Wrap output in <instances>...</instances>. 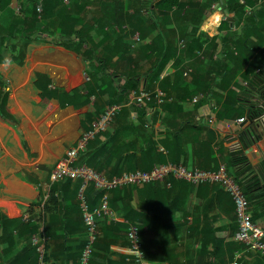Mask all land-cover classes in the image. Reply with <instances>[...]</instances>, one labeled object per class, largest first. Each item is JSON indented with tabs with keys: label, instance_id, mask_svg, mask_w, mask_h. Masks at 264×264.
I'll return each instance as SVG.
<instances>
[{
	"label": "trees",
	"instance_id": "16d2710c",
	"mask_svg": "<svg viewBox=\"0 0 264 264\" xmlns=\"http://www.w3.org/2000/svg\"><path fill=\"white\" fill-rule=\"evenodd\" d=\"M39 1L32 0L30 9L26 11L21 9L14 14L10 26H0V53L2 48L13 40L16 42L11 49L19 50L23 56L26 53V46L30 43H51L79 56L84 62L91 61L90 80L83 85L87 90L86 96L82 95V90L49 88L52 82L50 79L40 80L38 84L45 102L54 97L60 101L64 110H68L73 104L84 110L85 115L81 123L85 131L80 134L77 143L93 129L92 122L98 119L108 106L125 105L129 93L131 95L140 91L138 83L143 74L132 70L129 65L133 48L132 44L126 42L129 36L122 28L123 12H129L130 9L135 12L136 24L132 28L140 32L142 39L145 33L157 31L159 37L164 40V54L156 60L152 74H147L150 80H156L176 55V51L171 50L169 34L163 30L172 28L174 24H178V28L181 25L192 24L195 32L201 27L213 31L204 21L213 12L212 6L219 3V0H157L153 5L149 0H134L133 3L130 1V4L125 5L126 0H117L112 11L108 8L105 10L107 14L113 13V21L108 22V19L106 21L111 28L118 26L121 34L113 46H107L108 38L105 34L99 43L94 44L88 22L77 12V8L82 10L85 7L81 5L83 0H72L75 4L73 7L66 5V0H42V13L37 10ZM108 3H105L106 7ZM258 4L259 8L255 10ZM218 5L222 7L226 18L217 29V38H212L217 39V85L227 90L234 82L233 85L239 89V92L228 90L226 103L222 104L228 112L221 119L235 122L238 118H246L249 123L248 127L237 132L238 134L227 136L230 155L225 166L228 174L246 196L251 219L256 222L264 217V161L258 171L255 170L244 152V147L251 144L263 147L259 144L262 136L256 131L258 127L264 125V0H226ZM148 6H151L150 9ZM231 18L234 23L230 21ZM181 20L182 23L179 24ZM161 29L162 32L159 31ZM49 37L55 40L52 41ZM194 41L198 43L199 40ZM90 42L93 44L87 49ZM92 63H95L94 67H91ZM238 78L242 82H238ZM123 79L126 80L122 84ZM210 91L213 92L212 89ZM220 96L217 92L219 104L222 103ZM91 97L95 98L93 104L90 103ZM150 103H152L150 106L155 104L154 101ZM148 107H124L105 132H100L88 141L79 152L75 165L86 166L105 174L108 178L119 177L126 172H150L155 166L168 163L184 165L178 153L179 143L193 139L194 133L200 134L201 130L190 125H182L174 129L171 139L160 142L155 131L147 128ZM132 109L138 112L137 119L132 118ZM0 110L3 115L7 110L4 97L1 98ZM130 133L133 139L129 141ZM161 145L165 149L164 152L159 151ZM212 155L215 157L217 154L213 151ZM214 157L212 159L215 165L209 171H216L221 165L220 160ZM186 167L204 170L202 165ZM81 185V180L68 179L51 186L50 198L46 203L49 222L45 227L38 224V218L33 214L35 206L31 208V215L27 221L9 220L2 216L0 264H39V253L31 242L36 234L42 237L47 235L49 238L45 242L46 264H50L51 259L58 256L63 258L64 264H81L83 253L89 243L88 227L85 223L83 226L80 225L77 230L80 233L79 237L72 243L69 239L70 225L66 219L68 211L71 210L76 219L80 216L84 222L78 199ZM222 189L220 184L194 186L170 177L143 187L121 186L111 190L109 208L118 215V220L110 222L109 216L102 214L96 217L98 235L92 245L89 264H135L132 256L131 258L124 256L119 262L111 259L113 245L131 247L129 239L131 226L139 229L141 240L147 234L152 235L144 246L148 261L152 264L163 261L172 264L171 256L179 251L178 247L169 248L166 234L171 229L181 230L183 225H189L185 231L198 237L200 242L195 264H227L232 261L238 245L227 241L226 234L235 230L238 217L233 198ZM68 191H73L75 198L68 197ZM85 195L90 208H96L102 197V193L92 184L86 189ZM143 195H147L149 200L145 207H140L134 200L135 196ZM192 196L195 199L189 211ZM217 208L227 216L228 229L217 228ZM181 211L185 212L184 224L176 216ZM187 216L192 217L191 223ZM58 223L63 226L62 232L55 228ZM4 244L7 247L2 248ZM154 245L162 249V258H149L151 254L153 255ZM96 259L98 261H95ZM262 261L264 264V259Z\"/></svg>",
	"mask_w": 264,
	"mask_h": 264
},
{
	"label": "crops",
	"instance_id": "0c3cea01",
	"mask_svg": "<svg viewBox=\"0 0 264 264\" xmlns=\"http://www.w3.org/2000/svg\"><path fill=\"white\" fill-rule=\"evenodd\" d=\"M31 1L0 0V6H2L0 7V26H10L14 14L20 12L21 9L24 11L30 9ZM107 1L109 2V0H83L81 5L85 7L82 10L77 8V12L88 21L91 28L90 36L94 44L99 43L105 34L108 38L107 46H113L121 32L118 26L111 28L109 21L100 22L104 19L100 7ZM130 1L134 0H126L124 4H130ZM149 1L153 2V5L157 2V0ZM42 2V0L39 1L41 5L39 13L43 11ZM65 3L69 7L75 5L72 0H66ZM259 4L255 10L259 8ZM134 13L130 9L129 12H123L122 16L124 19L122 28L129 36L126 42L132 44L133 48L130 68L143 74L138 83L139 90H160L164 92L166 100L160 105L156 102L154 106H150L152 103L145 105L149 106L147 108L149 121L147 128L155 131L160 142L171 139L174 129L182 125L198 128L201 130L200 135L194 133L192 142L187 140L186 143H179L178 153L181 156V162L189 167L202 165L204 170L209 171L215 165L212 159L213 151H215L217 155L214 158H218L221 165H226L230 155V147L226 142L227 136L238 134L243 128L248 127L249 123L247 120L239 123L240 118L235 122L221 119L228 112L222 105L226 103L228 90L239 92V89L233 85L234 82L227 90L217 85V39L212 40V38H217V29L209 31L201 27L195 32L192 24L181 25V34L177 27L178 24L164 29L163 32L169 34L171 50L176 51V55L159 78L150 80L147 74H152L156 60L164 54V40L159 37L157 31L150 34L145 33L142 39L140 32L132 28L136 24ZM50 39L55 40V38ZM197 39L198 43L203 44L199 45L197 41H194ZM15 42L13 40L7 43L0 53V106L1 98L4 97L7 107L4 115L0 110V220L3 216L9 220L24 219L27 221L31 215V208L35 206L33 214L38 218V224L45 227L49 222L46 203L50 198L51 186L57 183L50 180L51 173L59 160L78 144L80 134L85 131L81 123L85 114L84 110L78 109V105L75 104L68 110L66 109L67 111L64 110L60 101L54 97L45 102L38 84L40 80L50 79L52 82L49 88L82 90V95L86 96L87 90L83 88V85L84 82L90 80L91 61L84 62L79 56L51 43H30L26 46V53L23 56L19 50L11 49ZM92 44L90 42L86 48L89 49ZM5 59L10 63L5 65ZM94 66L95 63H92L91 67ZM119 68L125 74L122 68ZM125 80L123 79L122 84ZM237 81L242 82L240 78ZM217 92L221 95V104L217 103ZM90 100L91 104L95 102L94 97ZM234 103L236 105L235 101ZM132 118L137 119L133 115ZM96 120L92 122V125ZM256 132L261 134L259 144L264 147V125L258 127ZM130 135L129 141L133 139L131 133ZM263 147L258 144L244 147L245 154L257 171L264 161ZM159 151H165L162 145ZM222 190L225 191L224 188ZM67 193L68 197H74L73 191ZM194 199L193 196L190 199L189 211L192 209ZM147 200H149L147 195L135 196L134 203L145 207ZM68 213L66 219L70 225L69 239L70 242L75 243L80 234L77 230L80 225H84V222L80 216L76 219L71 210ZM176 216L184 224L185 212H178ZM117 218L118 215L113 213L109 220L114 222L118 220ZM187 218L191 223L192 217L187 216ZM255 223L264 229V217ZM228 225L227 216L217 208V228L228 229ZM187 227L189 225H183L181 230L171 229L166 234L168 244H170L169 248L178 247L179 251L171 256L172 264H195L198 259L197 250L200 248V242L198 237L185 231ZM55 228L62 232L63 226L58 223ZM238 228L237 221L235 230L226 234L227 241L238 245L236 250H233L232 261L227 264H231L237 256H239V264H262L264 253L249 250L244 244L236 241ZM46 237L48 238L47 235ZM151 238L152 235L149 234L144 236L143 245H147ZM5 247H7L6 244L2 246V248ZM111 250V259L114 262H119L124 256L131 258L132 255L131 249L121 244L113 245ZM152 253L153 255L149 256L150 259L163 257L162 249H159L157 245L152 246ZM154 263L169 264L167 261ZM50 264H64V260L61 256L53 257Z\"/></svg>",
	"mask_w": 264,
	"mask_h": 264
},
{
	"label": "built area",
	"instance_id": "2783aa9c",
	"mask_svg": "<svg viewBox=\"0 0 264 264\" xmlns=\"http://www.w3.org/2000/svg\"><path fill=\"white\" fill-rule=\"evenodd\" d=\"M37 10L41 11L39 4ZM163 104L165 100L164 92L160 90L150 91L142 89L139 92H133L125 105H111L108 106L104 113L96 120L93 129L86 133L79 141L77 147L69 150L65 157H63L55 165L50 180L52 182H60L64 179L81 180L82 185L79 190V202L82 209L83 219L85 225L88 227L89 243L82 256L81 264H89L92 245L97 239L98 227L96 217L99 214L112 216L113 212L109 208V193L111 190L121 186H138L143 187L152 182L164 181L166 178H174L180 181L199 186L203 184H220L224 190L231 195L236 205V212L238 217V232L235 236L236 241L241 242L244 246L253 251L264 253V229L251 219L249 212V202L244 195L240 186L228 174L225 165H221L216 171L192 170L182 164L168 163L157 165L150 172L135 171L126 172L119 177L108 178L102 173L86 166H76L75 162L78 158L79 152L84 149L90 139H93L100 132H105L114 121L115 117L121 112L124 107H144L150 102ZM133 110V117H138V112ZM245 118H240L239 123L245 122ZM102 193L99 206L90 208L87 197L85 195L86 189L90 185ZM129 239L131 243V253L135 264H152L147 260L144 253V245L142 243L139 229L131 226L129 229ZM48 240L36 234L32 237V245L37 248L39 253V264H46L44 262L45 242ZM239 256L231 264H239Z\"/></svg>",
	"mask_w": 264,
	"mask_h": 264
},
{
	"label": "clouds",
	"instance_id": "9594fccd",
	"mask_svg": "<svg viewBox=\"0 0 264 264\" xmlns=\"http://www.w3.org/2000/svg\"><path fill=\"white\" fill-rule=\"evenodd\" d=\"M212 7L214 10L211 13V15L207 17L204 23L207 25L209 29L215 31L223 23L224 19L226 18V14L224 13L222 7H220L218 4H214ZM4 63L5 65H7L10 63V61L5 59Z\"/></svg>",
	"mask_w": 264,
	"mask_h": 264
},
{
	"label": "rangeland",
	"instance_id": "374dc122",
	"mask_svg": "<svg viewBox=\"0 0 264 264\" xmlns=\"http://www.w3.org/2000/svg\"><path fill=\"white\" fill-rule=\"evenodd\" d=\"M116 1L117 0H109V3H108V5H107V7H106V4L105 3H103L102 4V6L100 7V9H101V11L100 12H102L103 13V16H104V19L102 20V21H100L101 23H103V22H106V20L108 19V21H113V19H114V15H113V13H110V14H107L106 12H105V10L108 8L109 10H113L115 7H116ZM204 1H208V0H204ZM225 0H219V3L218 4H223V2H224ZM108 2V1H107ZM106 2V3H107ZM149 4H150V2H149ZM217 4V3H216ZM149 7H151V6H148V8ZM150 9V8H149ZM212 10H214L213 9V7H212ZM86 22H88V21H86ZM182 23V20H181V22L179 23V24H181ZM181 29H182V26H180L179 28H178V30H179V32L181 31ZM159 31H161L162 32V29L161 30H159ZM180 34H181V32H180ZM52 40V39H51ZM115 61H113V63H114ZM198 135H200V134H198ZM189 141L190 142H192L193 141V139H189Z\"/></svg>",
	"mask_w": 264,
	"mask_h": 264
},
{
	"label": "water",
	"instance_id": "95a60500",
	"mask_svg": "<svg viewBox=\"0 0 264 264\" xmlns=\"http://www.w3.org/2000/svg\"><path fill=\"white\" fill-rule=\"evenodd\" d=\"M230 21H231L232 23H234V20H233L232 18L230 19ZM242 126H243V125H242Z\"/></svg>",
	"mask_w": 264,
	"mask_h": 264
}]
</instances>
